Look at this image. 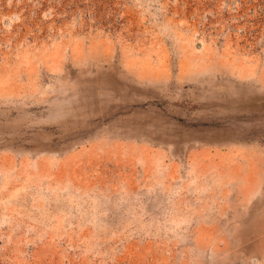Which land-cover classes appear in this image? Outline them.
<instances>
[{
    "label": "rangeland",
    "instance_id": "rangeland-1",
    "mask_svg": "<svg viewBox=\"0 0 264 264\" xmlns=\"http://www.w3.org/2000/svg\"><path fill=\"white\" fill-rule=\"evenodd\" d=\"M257 190L264 0H0V264H264Z\"/></svg>",
    "mask_w": 264,
    "mask_h": 264
},
{
    "label": "bare ground",
    "instance_id": "bare-ground-1",
    "mask_svg": "<svg viewBox=\"0 0 264 264\" xmlns=\"http://www.w3.org/2000/svg\"><path fill=\"white\" fill-rule=\"evenodd\" d=\"M155 191V190H154ZM153 191V196L150 195H145V197H149L148 199H145V202L147 203V201L149 202H153L156 195L154 194ZM261 197V195H259V191L257 190L256 192L252 193L248 198L247 201L245 203V205L242 207L243 209V213H241L240 215L238 210H235L233 212L234 216H241L240 219L242 220V230H249L251 228V224L252 221L254 222L255 218L257 217V214H260L264 209L262 207V205H257V198ZM254 199H256L255 201H253ZM150 205V204H149ZM256 208L262 209L259 211V213L255 214L254 212H256ZM232 214L229 213V217H231Z\"/></svg>",
    "mask_w": 264,
    "mask_h": 264
}]
</instances>
